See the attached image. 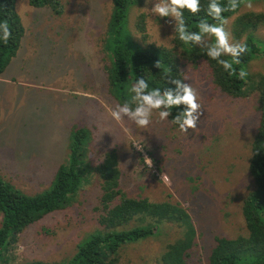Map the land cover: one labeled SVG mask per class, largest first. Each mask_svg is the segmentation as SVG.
I'll return each mask as SVG.
<instances>
[{"label":"rangeland","instance_id":"rangeland-1","mask_svg":"<svg viewBox=\"0 0 264 264\" xmlns=\"http://www.w3.org/2000/svg\"><path fill=\"white\" fill-rule=\"evenodd\" d=\"M56 2L39 7L29 0L16 3L26 37L0 73V176L28 195L46 191L60 167L71 160L73 132L86 127L91 131L82 152V181L69 203L30 224L11 241L8 264L66 261L78 244L100 230V176L112 151L118 154L120 188L128 197L175 204L189 216L184 231L173 219L152 218L147 224L157 226L153 234L122 245L118 264H165L169 246L182 240L191 242L183 254L186 263L210 264L217 237L249 235L243 202L255 189L250 162L261 118L258 92L228 95L214 83L202 57L193 61L179 52L183 80L187 77L184 82L197 91L203 108L197 128L183 133L170 117L160 121L156 111L147 129L127 117L117 122L110 113L126 101L111 91L108 77L113 59L108 48L112 0ZM157 2L138 0L130 8L129 35H122L130 45L175 48L176 21L152 13ZM252 4L253 9L242 5L230 17L226 27L234 41L246 37L237 38V17L264 13V0ZM257 29L256 40L262 39L264 45V26ZM243 70L252 74V87L254 74L264 75V53ZM135 143L144 150H137ZM145 155L153 160L151 169ZM2 221L0 213V225ZM189 222L195 229L194 242Z\"/></svg>","mask_w":264,"mask_h":264},{"label":"trees","instance_id":"trees-1","mask_svg":"<svg viewBox=\"0 0 264 264\" xmlns=\"http://www.w3.org/2000/svg\"><path fill=\"white\" fill-rule=\"evenodd\" d=\"M18 0H0V22L7 20L12 35L7 45L0 39V73L4 70L9 59L15 56L21 39L24 35V26L16 10ZM57 0H29L33 6H54ZM138 0H112L113 8L109 24L110 41L108 48L111 51V67H109L110 89L120 101H126L132 108L136 105L131 102L134 95L131 86L141 77L149 85V91L159 88L175 89L176 85L168 81L169 78L183 80L177 57L179 52L183 57L195 61L202 57L208 64L214 83L222 91L233 97L250 96L254 91L259 94L260 121L252 144L254 155L250 162V172L255 183V189L247 194L243 202V215L249 229L248 236L235 238L217 237L216 245L210 255V264H264V75L254 74V85L249 82L253 79L248 74L246 80L238 78V73L254 57L264 53L262 39L256 40L258 26H264V13L248 12L237 17L234 28L237 38L246 35L244 42L248 51L240 57V63L233 66L237 76L230 77L228 72L216 60L206 55L202 48H191L193 44H184L175 32V48L158 46L149 43L147 46L129 44L122 37L129 35V10ZM210 0H200L201 11L193 15L187 9L183 10V17L189 31H199L200 20L216 23L207 15ZM223 6L228 0H219ZM61 7L57 9L59 13ZM239 9L225 12V17H232ZM144 31V25L139 24ZM121 36V38H120ZM111 42V43H110ZM181 49V51H180ZM222 59L232 60L225 56ZM161 61V68L155 67V62ZM168 71L169 76H165ZM173 108V116L180 110ZM172 120V116H170ZM90 129L79 127L72 134L71 160L67 165L60 167L54 184L42 193L28 195L0 176V213L3 221L0 225V264H8L7 252L11 241L21 231L42 218L49 212L63 208L69 203L79 190L82 181L81 165L82 152L85 141L90 137ZM108 168L101 170L102 196L98 205L100 212V230L77 245L75 254L66 261L45 262L28 261L22 264H118L121 248L124 244L137 242L149 237L157 226L147 224L152 218L173 219L185 230V221H189L188 214L175 204L151 202L148 198L128 197L120 188L121 170L118 167L119 159L116 152L106 155ZM253 163V164H252ZM252 165V166H251ZM183 220V221H181ZM185 220V221H184ZM184 222V224H182ZM188 233L195 240V229L189 222ZM176 243V242H175ZM191 246L186 240L172 244L164 254L165 264H188L183 254Z\"/></svg>","mask_w":264,"mask_h":264},{"label":"clouds","instance_id":"clouds-1","mask_svg":"<svg viewBox=\"0 0 264 264\" xmlns=\"http://www.w3.org/2000/svg\"><path fill=\"white\" fill-rule=\"evenodd\" d=\"M251 10L253 9L252 0H228V4L223 6L219 0H210L207 8V15L216 21L210 23L208 20H200L198 24L199 31H189L184 17L183 10L187 9L193 15L201 11L200 0H158L151 8V12L159 17H172L176 21L175 32H178L179 39L184 44L199 45L206 50V55L216 60L224 71L228 72L230 77L237 76V70L233 66L239 64L240 57L248 51L246 42L234 41L231 32L227 29L230 18L225 17L223 13H235L241 6ZM12 35L7 20L0 22V39L7 45ZM230 56L232 60L222 59V57ZM155 67L161 68V61L155 62ZM165 76H169L168 71ZM248 73L241 69L238 78L246 80ZM184 80H187L185 77ZM184 80L169 78L175 89L166 88L163 91L154 88L149 91L148 82L143 78H139L132 86L130 91L134 93L131 102L136 104L133 109L130 104H116L111 111V117L119 122L125 117L133 121L138 128L147 129L151 123L153 112L158 113L160 121H167L172 116L171 123L179 126V130L187 133L189 129L195 130L203 114L202 104L199 102L197 91ZM183 105L180 110L173 116L172 109ZM137 150L143 151L144 146L135 143ZM145 163L149 169L153 167L151 157L144 156Z\"/></svg>","mask_w":264,"mask_h":264},{"label":"crops","instance_id":"crops-1","mask_svg":"<svg viewBox=\"0 0 264 264\" xmlns=\"http://www.w3.org/2000/svg\"><path fill=\"white\" fill-rule=\"evenodd\" d=\"M26 35L23 37V39H25Z\"/></svg>","mask_w":264,"mask_h":264}]
</instances>
